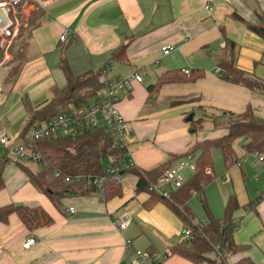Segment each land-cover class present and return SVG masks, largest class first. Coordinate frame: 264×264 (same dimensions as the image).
Returning a JSON list of instances; mask_svg holds the SVG:
<instances>
[{
  "label": "crops",
  "instance_id": "crops-1",
  "mask_svg": "<svg viewBox=\"0 0 264 264\" xmlns=\"http://www.w3.org/2000/svg\"><path fill=\"white\" fill-rule=\"evenodd\" d=\"M25 7L28 24L32 23L13 42L10 61L0 68L1 107L14 93V104H22L28 119L24 99L33 108L49 102L54 91L66 85L59 66L63 56L74 76L104 68L110 69L108 80L142 73L141 83L122 93L117 105L131 134L128 151L133 169L142 174L164 164L172 168L177 164L173 157L195 143L224 136L231 115L250 108L264 122L261 92L214 74L226 43H233L237 69L264 83V41L249 28L264 27V0H26ZM64 31L68 34L61 42ZM121 46H125V60L113 61L112 52ZM164 46L173 51L163 55ZM184 70L196 78L164 85L148 100L147 87L159 76ZM190 115L200 121L197 132L190 128ZM238 149L242 153L234 149L235 163L229 167L219 150H211L215 180L205 187L204 198L218 220L228 198H236L235 216L240 222L233 241L250 247L227 259L249 257L262 264L264 164L246 154L242 144ZM0 152V161H5ZM11 164H6L2 175L0 207H40L53 223L33 231L15 215L0 223V264H130L137 251L167 252L183 241L182 230L188 229L164 204L144 209L149 194L135 192L137 177L131 173H124L130 176L125 178L128 186L122 188L121 197L105 201L94 192L73 194L54 205L31 187L16 163L15 171L11 168L5 175ZM184 174L187 179L191 176ZM187 205L196 221L205 223L198 200L192 197ZM122 219L128 225L119 230L116 222ZM31 238L35 243L24 249ZM161 264L190 263L169 256Z\"/></svg>",
  "mask_w": 264,
  "mask_h": 264
},
{
  "label": "trees",
  "instance_id": "trees-1",
  "mask_svg": "<svg viewBox=\"0 0 264 264\" xmlns=\"http://www.w3.org/2000/svg\"><path fill=\"white\" fill-rule=\"evenodd\" d=\"M31 23L32 20L29 21L28 27ZM249 28L264 41L263 25ZM236 57L235 45L226 43L225 55L218 62V66L223 72L221 79L235 85H242L249 90H257L264 95V83L254 80L238 70ZM112 60H125V46L112 52ZM59 66L66 82L64 89L55 90L49 102L34 108L29 106L26 99L23 100L28 119L22 128L21 137L32 127L48 119L71 111L82 110L93 101L101 99L103 86L98 83V78L103 69L74 76L64 56L60 59ZM18 72L19 69H15V75ZM194 77L196 78L192 74L186 77L180 71L166 72L159 76L154 84L147 87L148 100L153 98L152 96H156L162 86L185 82ZM199 122L190 121V128L193 132L200 130ZM225 129L227 133L224 136L195 143L181 155L174 156L173 162L182 159L193 160L195 171L180 188L170 191L169 199L150 193L142 205L144 209L149 210L157 203L164 204L190 230V239L183 240L168 249L170 256L180 257L190 264H254L249 257H242L237 261L229 259L237 254H244L250 247V245H237L233 241V233L240 222L235 216L239 210L236 198L234 196L228 198L224 215L218 220L209 211L204 198V189L215 180L211 158L212 149L220 151L223 163L229 167L235 159L233 143L240 139L246 154L255 152L263 156L264 160V122L255 117L248 108L242 114L231 115L226 121ZM33 145L41 153L40 170L33 173L18 161L16 165L26 175L28 182L40 190L54 205L69 195H88L94 192V188H85L80 183H66L64 181L66 176L104 175L109 164L112 167H120L125 161L124 150L112 146L110 134L102 124L90 128L79 124L76 132L72 135H54L36 140ZM8 163H10L8 160L0 161V190L4 187L2 175ZM168 166L169 164H164L143 174L134 169L123 171L121 174L135 175L137 177L135 192L137 194L148 193L149 185L155 182L164 170L170 168ZM121 196V184L108 177L104 184L103 199L109 201ZM192 197L198 200L205 214V223L197 222L189 209L187 202ZM11 215H15L21 224L30 231L50 226L53 223L52 218L40 207L12 204L0 207V223H7ZM225 254H231V257L227 259ZM262 264H264V254Z\"/></svg>",
  "mask_w": 264,
  "mask_h": 264
},
{
  "label": "built area",
  "instance_id": "built-area-1",
  "mask_svg": "<svg viewBox=\"0 0 264 264\" xmlns=\"http://www.w3.org/2000/svg\"><path fill=\"white\" fill-rule=\"evenodd\" d=\"M26 0H0V68L10 61V48L13 42L21 37L23 31L28 28V15L25 12ZM210 10L209 7H204ZM68 33L66 31L60 36V41L64 42ZM224 47V43H221ZM173 51V47L164 46L161 48L163 55H168ZM111 74L109 68H104L98 78V83L103 86L101 99L93 101L82 110L71 111L60 114L57 117L48 119L39 125L32 127L24 136L10 138L6 133L0 134V150L4 152V160L24 161L31 163L36 171H39L42 164L41 153L34 148L36 140L48 138L54 135L67 136L76 132L79 124H84L86 128L102 124L110 134L112 146L124 150L125 161L120 167H112L110 164L106 167L104 175L96 176H66V183H80L85 188H94V194L103 199L104 184L108 177L120 184L119 176L123 171L133 169V162L128 151L131 142V134L127 128L126 122L119 113L117 105L121 99L122 93H130L134 83H141L142 73H134L126 78H114L108 80L106 77ZM183 74L188 77L190 72L184 70ZM215 76L221 78L222 71L217 68L214 71ZM1 94V89H0ZM256 163L264 164L263 156L250 154ZM111 162V161H110ZM235 163V160H233ZM195 165L191 159H182L177 164L163 171L161 176L148 187V194L154 193L164 199H169L170 191L180 188L187 180L185 172L193 174ZM57 176V174H56ZM69 212L73 214L74 209ZM117 229L123 230L127 225V220L117 221ZM183 240L191 238L189 229L182 230ZM35 243L34 238L29 239L23 245L24 249L29 248ZM218 250V248H215ZM227 258L229 255L225 254ZM169 252H149L137 251L134 253V260L130 264H161L169 257Z\"/></svg>",
  "mask_w": 264,
  "mask_h": 264
},
{
  "label": "rangeland",
  "instance_id": "rangeland-1",
  "mask_svg": "<svg viewBox=\"0 0 264 264\" xmlns=\"http://www.w3.org/2000/svg\"><path fill=\"white\" fill-rule=\"evenodd\" d=\"M28 29H29V27L26 30H28ZM0 78H1V73H0ZM16 100L17 99H16V96L14 95V93H11L9 95V97L7 98L6 102L4 103L3 107L0 106V134L6 133L11 138H15L13 136L16 133L19 134L18 137L20 136L22 128L27 121L26 116L25 117L23 116L24 108H23L22 104L20 102L18 104H14ZM21 119H23V120H21ZM239 144H242L240 139L236 140L233 143V148L236 150V153H238V152L242 153L238 149ZM16 162L17 161H11V163L13 165L11 164L9 166L10 168L8 170H6L5 175H7V173L9 172V170L11 168H13V171H15L14 168H15ZM18 163L22 164L24 167H26L27 169H29L33 173H36V169L34 167L35 165L33 166L31 163L24 162V161H18ZM213 170H214V165H213ZM129 176H130L129 174H122L119 176V182H120L122 188H125L128 186V183L126 182L125 178L126 177L128 178ZM131 182H130V184H131ZM31 187H33L37 192L43 194L42 192H40V190L35 188L33 185H31ZM12 202L15 203L14 200ZM240 214L242 216L244 214V212L241 211Z\"/></svg>",
  "mask_w": 264,
  "mask_h": 264
},
{
  "label": "water",
  "instance_id": "water-1",
  "mask_svg": "<svg viewBox=\"0 0 264 264\" xmlns=\"http://www.w3.org/2000/svg\"><path fill=\"white\" fill-rule=\"evenodd\" d=\"M191 118H192V116L190 115V116L188 117V121H190V120H191Z\"/></svg>",
  "mask_w": 264,
  "mask_h": 264
}]
</instances>
